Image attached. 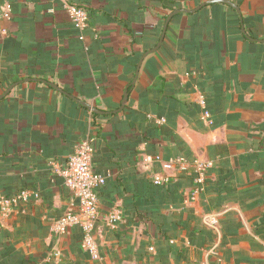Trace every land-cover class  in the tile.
<instances>
[{"label": "crops", "instance_id": "obj_1", "mask_svg": "<svg viewBox=\"0 0 264 264\" xmlns=\"http://www.w3.org/2000/svg\"><path fill=\"white\" fill-rule=\"evenodd\" d=\"M69 1L88 11L83 30L59 0H0V95L22 81L0 99V194L37 192L0 215V264H264V42L226 4L180 12L131 85L166 16L206 0ZM231 1L264 39V0ZM35 79L110 113L95 129L97 113ZM87 137L106 177L95 257L81 227L50 230L76 203L56 168Z\"/></svg>", "mask_w": 264, "mask_h": 264}, {"label": "built area", "instance_id": "obj_2", "mask_svg": "<svg viewBox=\"0 0 264 264\" xmlns=\"http://www.w3.org/2000/svg\"><path fill=\"white\" fill-rule=\"evenodd\" d=\"M65 10L71 24L78 30H83L87 25L88 14L84 6H77L69 0H59ZM8 10V5H6ZM6 15V13L4 14ZM82 38V37H80ZM210 114L203 110L202 119L210 121ZM94 146L92 138H85L75 145L74 150L69 154L62 167L56 168V172L62 178L76 202L74 206L68 207L64 213L56 218L50 225V230L57 234H64L72 226H79L83 231L81 247L87 250L92 257L96 256L95 244L93 241L94 223L98 217L97 189L106 181V177L96 173L92 167ZM208 165L203 162L195 164V183L203 181ZM166 179L154 177L153 183L161 184ZM31 196L36 197L37 192L33 190H21L17 194H0V215L6 216L14 210V206L20 201H27ZM194 198V196L192 197ZM121 220L120 211L112 208L106 216V224L115 228Z\"/></svg>", "mask_w": 264, "mask_h": 264}, {"label": "water", "instance_id": "obj_3", "mask_svg": "<svg viewBox=\"0 0 264 264\" xmlns=\"http://www.w3.org/2000/svg\"><path fill=\"white\" fill-rule=\"evenodd\" d=\"M209 3H222V4H226V5L230 6V7H232V8L237 12V14L239 15V18H240V24H241V30H242L243 34H244L249 40H251V41L264 42V39H258V40H257V39H253V38L249 37V36L245 33L240 8H239V6H238L237 4H235V3L232 2L231 0H206V1L202 2L201 4H199L198 6H196L195 8H193V9H176V10H173L172 12H170V13L166 16L165 21H164V24H163V27H162L161 35H160V38H159L157 44H156L154 47H152V48L146 50V51L142 54V56L140 57L139 62H138L137 67H136L135 76H134V78H133V80H132V82H131V85L134 83V81H135L136 78H137V74H138V71H139V67H140V64H141L143 58H144L147 54L156 51V50L158 49V47L161 45V43H162V41H163V38H164V35H165L166 27H167V24H168L169 20H170L175 14H177V13H180V12H185V13H188V12H194V11L198 10L199 8H201L202 6H205V5L209 4ZM27 80H29V79H27ZM27 80H26V81H27ZM35 80H36V81H39V82H42V83H44V84L49 85V86L52 87L54 90H56V91H58V92H60V93H62V94H64V95H66L67 97L71 98L72 100H74L75 102H77L78 104H80L81 106H83L84 108H86L87 110H89V111L92 112V113H97V114H108V113H110L109 111H104V110L97 109V108H96L95 106H93L92 104H89L88 102H86V101H84V100H81V99L77 98L76 96H74V95H72V94L66 92L65 90H63L62 88H60L58 85H56V84L53 83V82H50V81H47V80H43V79H35ZM21 82H22V81H18V82H14V83H12L11 85H9V86L7 87V89L3 92V94L0 95V99H1L2 97H4V96H5V95L11 90V88H13L15 85H17V84H19V83H21ZM127 98H128V90H127V88H125L124 93H123L122 100H121V102H120V107H119L118 109L114 110L113 113H116V112L120 111V110L124 107V105H125V103H126V101H127Z\"/></svg>", "mask_w": 264, "mask_h": 264}, {"label": "trees", "instance_id": "obj_4", "mask_svg": "<svg viewBox=\"0 0 264 264\" xmlns=\"http://www.w3.org/2000/svg\"><path fill=\"white\" fill-rule=\"evenodd\" d=\"M74 4H76L77 6H84L83 5V3H81V2H79V3H75V2H73ZM85 7V6H84ZM86 9V8H85ZM86 11H87V9H86ZM87 14H88V11H87ZM87 22H88V20H87ZM134 65V67L136 66V62L133 64ZM91 116H92V118H93V120L95 119V118H98L100 115H98V114H91ZM96 121L94 120L93 122H92V126L96 129L97 128V125H96V123H95ZM93 146H94V143H93ZM95 146H94V153H95Z\"/></svg>", "mask_w": 264, "mask_h": 264}]
</instances>
